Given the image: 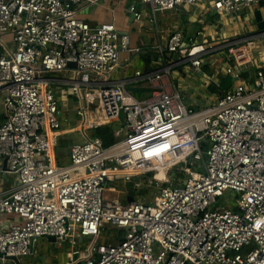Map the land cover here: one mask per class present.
<instances>
[{
	"label": "built area",
	"instance_id": "2783aa9c",
	"mask_svg": "<svg viewBox=\"0 0 264 264\" xmlns=\"http://www.w3.org/2000/svg\"><path fill=\"white\" fill-rule=\"evenodd\" d=\"M98 1L0 0V216L12 218L0 222V262L36 257L39 240L54 237L70 246L67 264H264V30L187 45L174 30L154 52L176 61L110 80L120 53L138 49L112 24L78 17ZM200 1L210 0H138L152 19ZM262 1L211 0V9L230 16ZM128 13L144 17L136 5ZM212 54L226 56L225 72L238 82L209 105L187 107L172 72L199 73ZM250 68L249 82L238 77ZM142 85L150 93L139 99L130 88ZM63 89L77 106L74 128L61 127ZM112 123L121 128L109 147L88 134ZM73 132L84 140L71 144L63 166L57 139ZM133 178L135 190L147 179L150 202L120 201L123 190L107 186ZM106 229L119 238L98 244Z\"/></svg>",
	"mask_w": 264,
	"mask_h": 264
},
{
	"label": "crops",
	"instance_id": "0c3cea01",
	"mask_svg": "<svg viewBox=\"0 0 264 264\" xmlns=\"http://www.w3.org/2000/svg\"><path fill=\"white\" fill-rule=\"evenodd\" d=\"M203 3L207 4L206 1H200L197 6L188 7L189 9H192L190 13L185 11V7L178 8L173 11L159 13L165 20L169 19L170 22L166 23V26L161 27V29L156 28L154 32L150 31L148 27H146L145 24L141 21H135L133 16L128 13V7L130 5H136L137 10L143 15V12L144 10H146V8L144 9L138 2V0H99L95 4L81 5L78 17L88 23L90 26L112 24L118 33L129 35L130 48L138 49V51L120 53L121 65L115 72L112 73L115 74V79L110 78L112 74H110L109 76L110 80H119L133 75L136 71H140L142 73L155 71L161 68L163 65L171 63L168 59L171 58L172 60L173 56L169 55V58H166L167 54H157L156 52H154V48L157 45H164L169 34L174 30L181 31L185 45H187L190 40L196 43L214 44L218 40L220 41L221 39L233 37L231 36L232 34L228 35V28H226V24H237L239 26V35H247L245 30L248 27L246 26V24L240 25L241 22L244 21L247 23L250 20L252 13L257 10L260 11L264 16V1H262L258 5L250 7L251 9H249L251 11L249 13L245 12V9L247 8H244L239 13H235L230 16H224L216 13L214 16H211V12H213L211 6L210 8H208L205 4L203 5L204 7L201 8V5ZM139 5H141L140 9L138 8ZM149 15L145 14V16H143L149 18ZM244 17L246 18V21L243 20ZM155 19L149 20H153L155 22ZM221 21H223V24L220 23ZM201 25L204 26V28H202ZM252 30L253 31L251 32H254L255 28L253 27ZM205 32H209L207 37H205L204 35ZM197 33H199V35H197ZM213 38L214 41H217L214 42L212 40ZM9 39V36H4L2 38L3 42L5 41V43L8 42ZM0 45H2V43ZM7 46L8 48H11L12 44L11 46ZM208 57L209 58L206 61L205 58L203 59L201 71L199 73H192L193 75H190L187 78H184L185 76L189 75L188 69L186 67H183L186 69L185 72L182 67H177L172 72V78L175 83L183 78L182 82L184 85V90L181 91V93L184 96V103L187 107L193 108L192 105H188L187 102L190 98L193 100L196 99V101H194L197 102V98L193 97V95H196L197 92H199L201 95L203 94L204 97L206 95V92H210L214 96V101L216 96L222 90L233 89V87L238 82L237 81L236 83H233L232 80L234 77L232 75H227L226 72H224V70L222 69L224 67V69L226 70V68L231 65V63L227 61L224 54H212ZM214 62L218 63L214 65ZM120 69H122V75L117 77L116 75L118 74V70ZM222 71L224 72V74H221ZM235 72H237L236 69ZM251 78L252 77L247 73L242 75V80L245 82H249ZM213 85H219L220 88H214ZM202 89H205V91H202ZM130 90L141 94L142 97H147L150 93V90H148L144 85L140 87L130 88ZM4 95V91H0V125L4 121ZM202 103L203 106L208 104L205 98ZM197 108L199 107L193 109ZM110 196L108 197L111 198ZM119 197V200H122L123 202L127 201V197L131 199L128 190L127 192L123 190ZM4 219L11 220L12 218L8 216H0V222ZM1 224L2 223H0V226ZM38 244L39 242L37 243V246ZM34 258L38 259V261L40 262L38 264H46L45 259L40 256L38 250L37 256ZM21 262L22 264H31L27 261V259H24V261Z\"/></svg>",
	"mask_w": 264,
	"mask_h": 264
},
{
	"label": "rangeland",
	"instance_id": "374dc122",
	"mask_svg": "<svg viewBox=\"0 0 264 264\" xmlns=\"http://www.w3.org/2000/svg\"><path fill=\"white\" fill-rule=\"evenodd\" d=\"M205 4L206 3H203L201 5V8H203L204 7L203 5H205ZM140 6L141 5L138 6L139 9H140ZM206 6L208 8H210L211 0L209 2H207ZM184 9H185L186 12H189V13L192 10V9H189L188 7H185ZM250 9L249 8L245 9V12L249 13L251 11ZM194 13H196V12H194ZM211 13H212L211 16L215 15L214 12H211ZM145 14L149 15V11L147 9L144 10V12H143L144 16H145ZM155 18H156L155 19L156 23L153 20L152 21L149 20V19H152L151 15H149V18L148 17H143L141 22L144 23L145 26L148 27V29L150 31H153V32L156 30V28L157 29H161V27L166 26V23L170 22L169 19L165 20L162 17V15L159 14V13L156 14ZM243 20L246 21V18L244 17ZM220 23L223 24V21H221ZM242 24H246V26L248 27L245 30L247 35L250 34L251 31H253L252 30L253 27H251L249 25V21L247 23L242 21L240 25H242ZM224 25H225V22H224ZM202 28H204V26H202ZM226 28H228L227 29L228 30V35L232 34L231 36L236 37V35L240 34L239 31H238L239 30V26L237 24H234V25L233 24L232 25H227L226 24ZM208 34H209V32H205L204 33L205 37H207ZM228 38H230V37H228ZM212 40L214 41V38ZM215 41H217V40H215ZM7 45L11 46V43L8 41ZM0 53H4L2 46H0ZM166 58H169L168 54L166 55ZM208 58L209 57H206L205 61L208 60ZM168 60L170 62L176 61L177 60V55H175L172 58V60H171V58L168 59ZM216 63H218V62H214V65ZM222 69L225 72L224 67ZM183 70L185 72L186 69L183 68ZM224 72L222 71L221 74H224ZM188 74L189 75L185 76L184 78H187L190 75H193L189 70H188ZM121 75H122V69L118 70V74L116 76L118 77V76H121ZM54 76L57 77V78H62V77H64V74H55ZM114 77H115V74H112L110 76L111 79H115ZM182 81H183V78L176 82L179 91H183L184 90V85H183ZM184 82H186V81H184ZM202 91H205V89H202ZM67 93H68L67 89H63L62 90V98H60V101L61 100L63 101V106L65 107V108H63L65 113H63V115L61 117V127H62V129L74 128V127H76L79 124V121H80L78 119V116L76 115V111H75L77 109V106L75 104V99H73L72 96H70V95H68V97L65 96V95H67ZM133 94L139 99L143 98L141 94H138L136 92H133ZM193 97L197 98V102H195L196 99H194L195 100L194 101L191 98L187 102V104L188 105H192L193 108H196V107L201 108V107H203V103L202 102H203L204 98H205V100H207V103H208L207 105L211 104V102L213 101V98H214V96L210 92H206L205 97H204L203 94L201 95L199 92H197V94L196 95L194 94ZM120 128H121V126H120L119 123H116L114 125V130H117V129H120ZM101 130H102L103 133L107 132L106 128H102ZM88 134L90 136H92V135H94V132L90 131V132H88ZM83 140H84V138L81 136V134H79L77 132H73V133H69V134L63 135V136H61L60 138L57 139V145H56V148H55V155L59 159L61 165L64 166V165H68V163H69V161L67 159V153L69 151V148H70L71 144L75 143V142H82ZM6 179H11V176H7ZM138 179L141 180V178H138ZM135 181H137V179L133 178L130 182L127 183V185H125L124 182H122V181H113V182H108L107 186L109 188L113 189V190H116V191H122V190L127 189L129 191V195H130L131 199L139 198L140 195H142L143 197H146L148 202H150L151 199H152V196H150L151 189H149V191H148L145 188V186H144L145 183L147 182V179L145 178L143 181H141L142 187L139 190H135V188L133 186ZM125 186H126V188H125ZM152 191L156 195L158 194V190L157 189H153ZM114 196H115V194L111 195L110 197H114ZM234 198H235V195L234 194H230L229 197L224 198V201H225V203H228L230 207H233V204L231 203V200H234ZM120 201H122V200H120ZM106 227H108V226H106ZM119 234H120V232H118L116 230H107L106 229L99 236L98 244H104V243L113 244L119 238ZM82 246L84 247V244ZM36 249L39 251L40 256H42L45 259L46 264H67L68 263L66 255L70 251V246L67 243H63L61 245H58V243H56V242L55 243H51V242H48L45 238H42V239L39 240V244L36 247ZM24 259H27V261L29 263H31V264L32 263H37V264L40 263L38 261V259L34 258V257H29V258H24ZM24 259H22L21 261H24ZM0 264H3V263L0 262ZM5 264H12V263L7 261Z\"/></svg>",
	"mask_w": 264,
	"mask_h": 264
},
{
	"label": "water",
	"instance_id": "95a60500",
	"mask_svg": "<svg viewBox=\"0 0 264 264\" xmlns=\"http://www.w3.org/2000/svg\"><path fill=\"white\" fill-rule=\"evenodd\" d=\"M249 25L251 27H254L255 30H258V31L264 30V16L261 14L260 11L257 10V11L252 13L251 18L249 20ZM0 43H2L1 40H0ZM67 68H69V69L75 68V64L74 63H69L67 65ZM254 72H255V68L245 69V70H243V71L238 73V77L242 76L245 73L253 74ZM232 81H233V83H236L237 82V78H233ZM131 92H133V91H131ZM119 120H122V114L121 113L119 115ZM67 158H68V155H67ZM4 169H5V167L3 166V170ZM2 177L4 178L5 175H2ZM125 188H126V186H125ZM125 191L127 192V189H125ZM228 195H229V193L225 194V196H228ZM126 199H127V202L131 201V199H129L128 197ZM221 200L222 199H219V202L216 204L215 207L219 206ZM43 238H45L48 242H51V243H55L56 242V238H54V237H43ZM120 239H122V238H120ZM0 258H1V255H0ZM5 260L11 262L12 264H22V262L19 259L15 258V257H5Z\"/></svg>",
	"mask_w": 264,
	"mask_h": 264
},
{
	"label": "trees",
	"instance_id": "16d2710c",
	"mask_svg": "<svg viewBox=\"0 0 264 264\" xmlns=\"http://www.w3.org/2000/svg\"><path fill=\"white\" fill-rule=\"evenodd\" d=\"M116 123H112V124H108V125H104V126H100L94 130H91L92 132H94V137H103L104 138V147H109L111 145H113L116 141L117 138L114 136V125ZM102 128H106L107 132L103 133L102 132Z\"/></svg>",
	"mask_w": 264,
	"mask_h": 264
},
{
	"label": "bare ground",
	"instance_id": "6f19581e",
	"mask_svg": "<svg viewBox=\"0 0 264 264\" xmlns=\"http://www.w3.org/2000/svg\"><path fill=\"white\" fill-rule=\"evenodd\" d=\"M163 176V174H160V177H162Z\"/></svg>",
	"mask_w": 264,
	"mask_h": 264
}]
</instances>
